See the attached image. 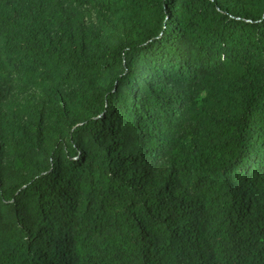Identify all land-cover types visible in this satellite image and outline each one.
<instances>
[{
    "label": "trees",
    "instance_id": "trees-1",
    "mask_svg": "<svg viewBox=\"0 0 264 264\" xmlns=\"http://www.w3.org/2000/svg\"><path fill=\"white\" fill-rule=\"evenodd\" d=\"M0 264H264V0H0Z\"/></svg>",
    "mask_w": 264,
    "mask_h": 264
}]
</instances>
